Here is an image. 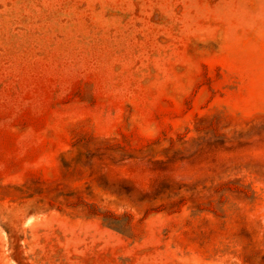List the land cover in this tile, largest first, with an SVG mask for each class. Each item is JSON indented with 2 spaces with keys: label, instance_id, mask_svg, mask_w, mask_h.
<instances>
[{
  "label": "rangeland",
  "instance_id": "rangeland-1",
  "mask_svg": "<svg viewBox=\"0 0 264 264\" xmlns=\"http://www.w3.org/2000/svg\"><path fill=\"white\" fill-rule=\"evenodd\" d=\"M0 264H264V0H0Z\"/></svg>",
  "mask_w": 264,
  "mask_h": 264
}]
</instances>
